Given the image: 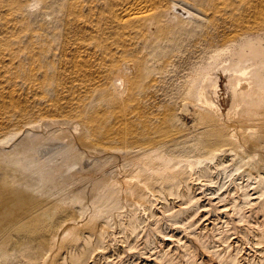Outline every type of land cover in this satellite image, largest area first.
I'll return each instance as SVG.
<instances>
[{
  "label": "bare ground",
  "instance_id": "6f19581e",
  "mask_svg": "<svg viewBox=\"0 0 264 264\" xmlns=\"http://www.w3.org/2000/svg\"><path fill=\"white\" fill-rule=\"evenodd\" d=\"M155 2L119 3L115 13L124 22L145 18ZM215 40L194 74L177 79V106L187 125L147 137L125 131L116 143L113 136L88 139L69 120L39 116L27 123L31 133L40 126L56 131L88 169L74 171L70 164L48 187L40 184L44 175H37L39 183L21 171L18 153L1 155L0 186L8 195L0 201V264H264V0L247 2L238 29ZM72 59L76 68L89 63L83 54ZM131 68L133 76L140 70ZM134 79H121L131 93ZM2 142L0 151L7 147Z\"/></svg>",
  "mask_w": 264,
  "mask_h": 264
},
{
  "label": "rangeland",
  "instance_id": "374dc122",
  "mask_svg": "<svg viewBox=\"0 0 264 264\" xmlns=\"http://www.w3.org/2000/svg\"><path fill=\"white\" fill-rule=\"evenodd\" d=\"M129 1L0 0V139L3 137L0 142L7 141L5 150L0 151V158L14 155L15 151V154L18 153L20 156L18 158L22 159L21 163L27 161L25 163L29 164L30 159L31 168L25 163L21 164L20 159L10 156L19 160L23 173L31 175L38 182L43 175L44 179L51 180L42 178L41 183L39 182L45 183L42 185L49 184L50 187L60 181L62 171L69 170L70 164L71 168L75 166L72 170H79L78 172L83 170L84 165L81 154L77 150L70 154L72 151L68 150L67 143L57 139L56 131L49 133L48 128L40 126L39 133L35 131L31 133L27 131L28 122L30 125L34 124L42 116L69 120L76 122L80 128L77 132L84 129L82 133L86 134L88 139L104 140L113 136L116 143H120L117 141L125 131L147 137L152 133L160 134L165 126L187 125L188 120L177 106L180 81L187 78L188 72L190 74L188 77L194 74L195 69L210 53L213 40L220 42L226 33L238 29L247 13V2H252V0H156L155 3L158 5L154 3L145 18L142 15V18L140 16L125 22L119 21V15H116L119 12L118 8ZM176 3L181 8L171 7ZM207 48H210L209 51ZM74 52L83 54L88 59L89 63L82 67L83 70L74 67L72 59L76 55ZM123 62L130 65L133 63L138 70L140 67L142 72L139 70L141 73L138 71L133 76V73L126 71ZM192 66L194 69L190 68ZM129 73L132 79L137 77L133 80L135 83L132 93L121 84L123 75L131 78ZM155 75L160 76L159 79H154ZM177 79L180 81L177 82ZM150 82L155 88L152 86L153 89H150L152 88ZM123 90L125 94H122ZM143 91L146 93L143 94ZM172 101L175 104H171ZM170 104L177 106L178 110ZM124 112L128 115L123 114ZM167 114H171V117ZM119 115L121 116L118 117ZM171 119L175 120L171 122ZM156 127L160 128H157V132ZM16 131L21 133L17 135ZM5 136L11 139L8 141ZM53 141L57 144H50ZM6 153L8 155H3ZM34 157H37L38 161ZM42 168L43 171L40 172ZM85 169L88 168L84 166ZM47 171H50V175L52 173L51 178ZM56 171L59 174H55ZM0 174L1 185L3 172ZM2 188L0 186V196L3 199H0L3 201H0L3 203L8 193Z\"/></svg>",
  "mask_w": 264,
  "mask_h": 264
},
{
  "label": "water",
  "instance_id": "95a60500",
  "mask_svg": "<svg viewBox=\"0 0 264 264\" xmlns=\"http://www.w3.org/2000/svg\"><path fill=\"white\" fill-rule=\"evenodd\" d=\"M123 66L126 69V71H128V72L132 71L131 65L129 63L123 62Z\"/></svg>",
  "mask_w": 264,
  "mask_h": 264
}]
</instances>
